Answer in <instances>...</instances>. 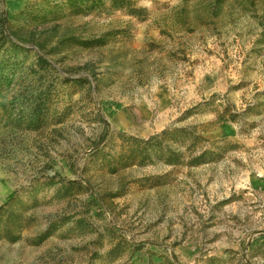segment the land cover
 <instances>
[{
  "label": "rangeland",
  "instance_id": "1",
  "mask_svg": "<svg viewBox=\"0 0 264 264\" xmlns=\"http://www.w3.org/2000/svg\"><path fill=\"white\" fill-rule=\"evenodd\" d=\"M131 1L140 15L0 0L20 47L0 48V206L14 193L20 230L0 264H264V0ZM167 127L224 140L221 158L101 167L121 135Z\"/></svg>",
  "mask_w": 264,
  "mask_h": 264
},
{
  "label": "trees",
  "instance_id": "2",
  "mask_svg": "<svg viewBox=\"0 0 264 264\" xmlns=\"http://www.w3.org/2000/svg\"><path fill=\"white\" fill-rule=\"evenodd\" d=\"M61 5L68 9L69 13L74 16L85 15L95 11L105 5V1L110 2L112 9H126L131 16H138L142 12L141 9L136 8L131 0H59ZM57 5V4H56ZM59 7H52L48 10L55 17L58 15ZM43 14L40 18H43ZM111 35L106 33L102 38L92 40H80L76 38H68L66 42L73 45L80 46L85 49L102 46L105 43V38ZM6 37L1 36L0 48L4 47L6 43H10V48L19 49L20 47L11 40L5 41ZM252 108H255L253 106ZM35 120L40 121V114L38 106H35ZM246 109L243 113L247 112ZM39 112V113H37ZM242 113V114H243ZM241 114L231 113L226 110L223 119L226 118L231 122H237V117ZM221 117V118H222ZM107 132H105L94 143L92 150L95 156L99 152L101 144L107 139ZM123 142L116 154L105 155L101 160V167L110 174H116L123 169L131 168L135 165L143 166L148 163L160 161L168 166L197 167L209 163L217 162L222 153V147L219 145L224 142L214 141L210 142L199 134L194 127H167L159 133L148 137L147 139H137L133 137L124 138ZM119 194H114L117 196ZM14 198V193H11L4 204L0 206V226H4L5 230H0V240L6 239L14 242L19 237V232L15 234L11 230L17 222V217L13 215L10 209V204ZM3 217L5 218L3 222ZM2 228V229H3ZM205 264H223V261L208 258Z\"/></svg>",
  "mask_w": 264,
  "mask_h": 264
}]
</instances>
